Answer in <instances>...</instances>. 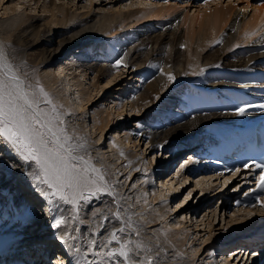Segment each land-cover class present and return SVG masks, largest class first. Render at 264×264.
I'll use <instances>...</instances> for the list:
<instances>
[{
  "label": "bare ground",
  "instance_id": "6f19581e",
  "mask_svg": "<svg viewBox=\"0 0 264 264\" xmlns=\"http://www.w3.org/2000/svg\"><path fill=\"white\" fill-rule=\"evenodd\" d=\"M26 1L28 4L26 7H29L30 10L36 8L37 6L41 7L42 12H45V16L43 18L44 21H46V24H44L42 28H37L36 21L34 20L36 17L29 16V13H26V17L19 22L17 27L15 26V30L10 34V36L6 40L7 42H5L3 45V43L0 41V53L3 54V58L0 59V65L6 66L0 68V76H3L5 73H7L8 76H11L13 74L18 76L21 82V86L26 91H28L30 95L35 96L34 87H36V84H31L27 80H25L24 77L18 73L14 64L16 63V61L22 59L23 56H25L28 61L31 62V64L35 60H37L36 62L38 65L49 62V60L51 63L52 59L56 57L53 55L52 50H47L46 48L44 50V47L40 49L38 48L41 45L40 43H48L47 40L52 36L55 37L54 40L56 41V36L60 35V30L66 27L67 14H65L66 11L64 5H60L58 4V2L56 3L55 0L53 4L48 3V1L50 0ZM65 1L67 2L73 0ZM21 2L22 1L20 0H14L12 5L9 6V10L6 7L7 5L5 6L3 14L4 18H6L4 22L0 20V30L2 29V27H7V24L13 25L15 23V16L18 14L20 15L18 8ZM153 2H151L150 7H141V9H136L134 11L135 13L133 12V14L127 13L126 17L128 18L132 15L136 16L135 22L150 19L156 20L162 17L164 18L165 16H167V14L170 13V10L178 7L181 1L160 2L153 0ZM182 5L185 6L184 4ZM195 5L197 6L193 10V14H189V11L185 9L187 11L186 16L184 15L186 18L184 17V20H182V25L187 28L188 37L185 40L187 45L185 47L187 48V53H184L179 48L180 46L177 44L178 42H175V44L172 45L171 40L177 38L180 39V33L178 31V27L174 26L173 30H171V27H173L171 26V23L165 26V24L169 21H166L165 24L163 22L162 26H164V28L161 31L152 34L150 31L153 29L155 24L153 25L150 23L151 25L149 24L142 26L147 27L148 30H142L141 32H139V34H136V36H134L136 38L128 40V42L137 40V43L136 45L130 47L131 53L128 54L129 56L127 57L126 55V57H124V67L126 65L132 66V62L136 61L137 59L138 61H143L141 63L138 62L139 65H147V63L149 64L148 58L151 59L152 56L150 55H153L155 61L152 62H157L156 65L158 66L162 65L161 71L158 74H154L155 71L152 69H155L154 67H156V65H152L151 67H149V70L144 69L146 71L135 68V75H140L145 72L147 73L148 71L151 72L152 70L151 76L148 78V80L140 81L137 87H134L132 85V80H130L128 85L122 88V92L119 94V96H117L118 98L114 100L112 99L111 101H113L112 103L114 105V111H116L118 115L116 116V121L118 118H122L124 115L125 111H123V106L127 105L130 107L129 109L131 111L134 110L136 112L138 111L139 105H141L142 108L144 106L149 107L150 105H152V101L154 102V105H156L154 110L151 112L150 116L147 117L145 124L140 127L141 130H139L138 133H135L137 134V136L142 133L144 138L147 139V142H150L151 145H153V148L156 145H165L167 147L169 144L175 142L174 140V142L170 140L173 138L178 139V141L186 138L188 140V146L184 147V145L180 144L181 148L175 149V154H179L182 148H184L183 151H185V149L197 150L198 148H201L205 143H207V141L213 140L211 137H208L206 141L203 142V140H201V135H194V125L196 127L198 126L195 131H198L199 128H203L204 126L202 125L204 124L211 127L209 131L216 132L217 136L222 135L223 140H213L212 142H208V145L205 149L198 150V152L194 150L193 153H190V159H186L185 156L184 162H186L182 166H180L179 169H177L178 171L176 174L171 175L167 179L168 183H170V185L174 189L173 191H166L164 190V188L159 187L158 185L153 186V181H148L149 176L147 177L144 174L141 175L138 179L140 180L143 178L141 183L144 182L143 185L146 186V189L141 192L142 198L135 202L131 201V206L126 205V207H124L123 204H126V202H122L120 196L123 195L125 187L118 180V173L114 172L112 168L109 167L107 159L103 156L104 152H109L112 150L113 154L116 155V158H118V160L121 161L124 167L127 168V171H125V173L134 172V175L140 173L138 170L139 167L141 168L140 164H143L145 169L149 167L151 169L153 167V161L150 160L148 162V160H146L144 162H140V155L138 159L134 157L136 151L132 156V153H130L131 149L127 146V144H122L121 141L119 142L118 137L120 136V138H124L123 141H130L129 144H131L132 142L133 146H137L134 145L135 143L131 136L133 134L132 129L126 128L123 134H121V132H123L122 129L121 131H118L117 134H110L108 139V148H106L105 150H101L103 152V155L101 157L102 161L97 155H91L92 153L89 151L90 145H88V143H84L82 139L78 140L77 136L73 132L66 129V134L72 137L71 142L73 144L82 145V147L77 148L76 152L74 153L83 157V161L78 162L80 166L89 168L94 167L95 169H98L99 174L103 175L104 181L107 182L108 192L111 191L112 193L109 192L111 196L109 195L107 197L100 198L101 200L103 199L104 201H107L108 205H104L105 202L102 204L101 201H99L100 199L97 197L102 192L97 193V195L90 196H96L99 199L98 209L100 210V212H92L88 211V209L85 211L83 210V212L80 210L77 212V215L79 214V218L80 216H88V219L86 220V226L83 228L81 227V229L76 231L78 239H81V245L77 248L78 253H76L75 256H71V258L61 256H57V258L54 257V260L56 261L55 264H62V262L59 261L60 259L64 260L66 264L77 263L78 259H81V261H83V256L87 252L85 248L92 249V252L96 253V255L97 253H99L100 257L102 255L103 262L105 264L106 262H109L111 264H141V262L142 264H148L149 258H152L153 264H159L164 259L170 260V264L190 263V259L187 258L185 260L182 254L179 253V251H184L186 248L183 244L185 243L186 238H176L174 235H172V228L168 227L169 230L167 229V231L169 234L167 235V237H163L160 235V237L156 238L157 240L154 239L153 242L150 241L148 236L144 235L147 231V229L145 228H140V231L137 233V235L134 234L136 227L138 228L141 226H146L149 228L155 224L158 217L157 214L155 215L153 212H151L152 210L150 211V203L152 200L149 201V196L151 195V197L155 199L154 202H157L158 200V202L161 204L160 206L163 208V206H168L170 204L168 200L171 198L170 196L173 195L175 191H179L180 187L176 186V182H178L180 176L186 175V179H188L190 177H188L187 174L190 172L193 173V171L198 170L199 167H203L204 171L208 170L211 167H213V169L227 168L228 165H230L231 161H233V159H238L236 158V156H225V154H223L224 152L222 151V149L231 148L233 143L231 142L232 139L230 136H225L223 132L220 133V129H223V125H227L231 128L233 134V130H235L236 127L244 125L246 121L250 119H256L257 117L264 115V109L256 107L258 105H264V69L260 68L259 66L261 63H264V2L256 3L254 0H229V2H224L222 0H208ZM251 10L252 12L251 14H249ZM89 12L90 10L85 11L81 15H83V17L85 18L91 17V14ZM83 17L79 18V20L76 23H73V25L81 22L80 20ZM123 18H125V14L122 15L121 21L123 20ZM116 19L114 15L108 14L107 12L101 24V26H103L102 28H104L103 30H105L103 33H93L87 31L88 33L76 34L68 37L67 39L61 38L58 41L59 44L63 46L62 50H65L66 46L73 43H78V45L81 46L85 43V40H87V42H91V45H93L90 48H87L89 50H86L83 53L82 51H84V49H79L77 51V53L79 52V56L77 57H70L64 62L59 61L57 64V71L55 72L56 75L52 72L49 73L47 69H44L43 71H41L42 73H40L42 74L40 75V77H43V82L45 83V85L50 88L51 92L53 91L54 93H56V98L63 101V104L65 103L66 106H69L71 108V105L69 104V102H67L66 92L68 90L63 92L64 90L62 91L61 87H59L60 81L57 79V76L62 74L64 69H72L71 72L74 73L72 77V79L74 78L73 82L69 83V81H66V83H69L68 87L74 90V92L78 90L77 100L79 108L91 104L92 89L90 91V89L85 86L84 81H82L80 78H76V69L80 68L82 72L81 75H84L85 77H87L88 74H92V78L89 81L92 88H98L99 81L97 80L99 78V75H104L106 77H108V75L112 76L111 79L109 78L110 80H108L106 85H104L105 87L99 89V97L102 96L100 93H102L103 90L108 89L112 82L117 83L116 80L121 79L122 76H124V67L119 70L115 66L116 64L114 63V60H116L118 50L122 49L124 46L127 47V45H124L123 42L119 43V49L115 50L114 53L111 54L109 51L106 52L103 43L99 42V38L101 36H112L113 38L117 39V34L112 33L114 31V28L117 26H114L116 23ZM125 25L130 26L127 28H131L132 26L131 22H128ZM156 27H158V25H156ZM52 31L53 33H51ZM136 31L139 30L136 29L132 30L131 32L135 34ZM116 32H119V30H116ZM82 39H84L83 42ZM79 40H81V42H79ZM168 40L171 42L172 46L170 50L165 52L164 54L161 44L169 42ZM211 43L212 49L210 53L207 54L211 55L209 57L207 55H203L200 60V54H198L199 51L201 49H205ZM215 44H218L216 48L214 47ZM241 45H250L249 47L254 46V48L258 46L259 50L258 52L253 51L252 53H247L241 50ZM93 48H95V51L91 56L89 52L92 51ZM27 49H32L33 51L31 53L26 52V54L25 51ZM63 52L64 51H62V53ZM180 52L184 53L185 57H181L182 54ZM101 53L104 54L102 55L104 56L102 58ZM183 61L185 62V64H183ZM224 67L230 68L231 70L225 69ZM254 69H257L258 72L254 73ZM25 72H27V74L31 75L32 77L34 76L37 78L39 76L36 71L32 70L31 68L29 70L27 68ZM118 72L119 74H116ZM207 72L213 73L214 77L219 78H215L211 81H205L204 75ZM170 76H174L175 79H170ZM230 79H232V81H230ZM135 80L137 79L135 78ZM40 81L42 80L40 79ZM232 90L236 91L233 92L231 98L230 93ZM166 91L167 93L160 97L161 93ZM206 92H209L210 104H203L202 98L205 97V95L203 96V94H207ZM218 96H222L224 98L225 96L227 97L225 98V100H222ZM242 104H250L254 107L248 109V111H246L243 115L237 114L235 109ZM140 109L141 108H139V110ZM104 110L105 109H102V106L94 108V110L88 107L87 110L88 114H91V117H93L94 119L92 126L95 128V130H100L99 132L101 134L104 133L105 129L109 127L111 119L109 115L110 111L104 114ZM207 130L208 129H206V131ZM217 143H219V145H217ZM5 146V144L0 143V147H2V149L4 150L8 148ZM207 147H210V153H208V151H205ZM11 154L15 159L21 161L22 166L24 165L25 170H16L13 168H9L7 163L8 161H0V198H2V200L0 199L1 239L4 238L6 234H10L14 239H21L24 237L23 233L25 231V226H27L29 220H32L37 216V213L34 204L29 203L25 198H21V194L28 191L31 192L30 194H34L36 198L39 197L41 199V196H38V192L39 194L40 192L42 193V191L40 190V188H42V185H40L30 175H28V173L35 172L37 170L35 164L32 162L31 166H29V163L19 159L18 155L14 151L11 150ZM216 158H221L222 162H214ZM253 166L251 167V170H254ZM243 167H245V165H243L242 168ZM203 169L201 170L203 171ZM156 172L161 173V169H156ZM150 173L152 174V176H154L155 172L153 170L150 171ZM253 173H256V171H254ZM89 174L92 178H96V176L98 175L95 172H90ZM235 174V177H239L237 173ZM238 174H240V172ZM128 175H130V173ZM222 176L225 178L223 182H225L227 179H229L228 177H230V175L226 176L225 170ZM218 177L220 176L215 174L213 179H216ZM258 178L259 176H257L256 181L258 180ZM20 181L23 184L22 187L25 188V190H21V188L18 187L17 183ZM198 181L199 183L207 181L208 185H202V190L209 188L210 185L211 188L209 193L215 189V185H212V181L210 180V178L199 179ZM161 183H163L162 180ZM111 184L113 185L112 187ZM16 186L21 192H17V190H15ZM147 189L148 191L150 190L149 193H147ZM85 195L89 194L85 193ZM45 197L47 198V196ZM249 198H251L250 194L246 195L243 199H241V201L247 200ZM53 199H55L57 201V204L60 205L63 202L57 197H53ZM261 199L264 200V196H261ZM36 202L39 203L40 200L37 198ZM43 202L44 201L42 200L41 204L45 205V203ZM78 202L77 204H79ZM74 205L75 203H73V206ZM254 205H249L248 207H250V209H254ZM177 206L180 207V204L177 203ZM141 208L143 210L139 211L138 209ZM74 212L76 213V211ZM52 213L53 211H51V213H49L48 215H45V218L48 220L38 223L39 225H35L36 229L32 233L27 232V236H25L26 241L30 239L31 242L33 241V243H40V241L43 242L47 238H50V240L52 241L53 237H49V235H52V232L59 235L57 243L60 242V237H64V240H66L67 238L68 240L70 232L69 229L66 228L65 223H63L59 228H54L51 226L54 223L52 221ZM165 213L166 211L161 212V214L163 215H165ZM95 214H97L98 217H95ZM56 216L60 217L62 216V213H58V215L56 213ZM70 218H73L74 221L79 220H75V217L73 216H71ZM258 219H256V224L252 225V228L244 230V232H239L244 233V236L248 237L252 234L257 233L258 231L264 232V222H262L264 220ZM174 221L175 219L172 222L169 221L170 223L167 224H171L174 227L180 225V223L182 222L181 220H176V222ZM125 223H130V225H135V227H133L132 230L125 228ZM43 224L44 228L50 227L48 229L49 231L45 229L40 231L43 227ZM87 225L89 226V229H87ZM120 229H123V231H119ZM114 232L118 237L117 240H112L111 238ZM128 237L130 238V242H127ZM93 241L95 242L94 244L92 243ZM252 241L256 244L260 242L256 239ZM122 244H125L127 248L132 249L135 253L130 261L125 262L124 258L120 257L119 255H117L116 257H108L105 255L106 252L115 250ZM150 244H153V247L155 248L154 250H152ZM55 247H57L55 244L52 247L41 245L37 246L35 250H39V253L38 251L34 252V259L38 260V258H42L40 264L47 262L45 261L46 255H41V251L43 250V248H45L46 252L45 249L43 252L45 254L47 253L48 255V252H50V250L54 251ZM247 247L248 248H246V251H248L250 248L249 246ZM61 249L63 252H65L64 248L60 247V250ZM207 251L208 256H211V254L213 253L211 250V246L207 248ZM242 251L243 249H240L236 253H242ZM244 252L245 250L243 251V253ZM169 253L171 254L170 256ZM253 253L256 254V256H254V259L252 257V260L258 262L260 258V256H258L259 252L256 253V251H254ZM93 257L95 258V254H93ZM225 260L228 262L229 259ZM46 264H48V262ZM210 264H216V262H211Z\"/></svg>",
  "mask_w": 264,
  "mask_h": 264
},
{
  "label": "rangeland",
  "instance_id": "374dc122",
  "mask_svg": "<svg viewBox=\"0 0 264 264\" xmlns=\"http://www.w3.org/2000/svg\"><path fill=\"white\" fill-rule=\"evenodd\" d=\"M20 1H22L18 8L20 15L18 14L15 16V23L13 25L7 24V27H4V28L2 27V29L0 30V41L3 43V45L5 42H7L6 40L8 39L10 34L14 32L15 26L17 27L19 22L22 21L26 17L25 16L26 13H29V16L36 17L34 20L36 21L37 28H42L44 24H46V21H44V18H43L45 16V12H42L41 7L37 6L36 8H33L30 10L29 7L28 8L26 7L28 5L26 0H20ZM55 1L56 3L58 2V4L60 5L63 4L65 7V11H66L65 14H67L66 27L60 30V35L56 36V41L54 40L55 38L54 36H52L51 38L48 37L49 38L47 40L48 43H44V42L40 43L41 45L39 46L38 49L44 47V50L45 48L47 50H52L53 55L56 57L54 59L51 58L52 59L51 63L49 60V62H45L44 64L38 65L36 62L37 60L33 61V63L31 64V62H29L28 59L25 56H23L22 59L16 61V63L14 64L16 70L29 83L36 84L35 86L37 88L34 87V85L33 87L35 90L36 99L39 101V107L44 112H47L50 115H52L53 114L52 107L53 105L56 106V114H58L59 121L62 122V126L68 131L73 132L77 136L78 140L82 139L84 143H88V145H90L89 151L92 153L91 154L92 156L97 155L101 159L103 155L102 154L103 152L101 150H105L106 148H108V145H109L108 139L111 133L117 134V132L121 131L122 129L123 132H121V134H123L126 128L132 129L133 134L131 136L135 143L134 145H137V146H133L132 142L131 144H129L130 141L128 142L123 141L124 138L123 137L120 138V136L118 137L119 142L121 141L122 144H127V146L131 149L130 153H132V156L134 152L136 151V154L134 157L138 159L140 155V159H139L140 162H144L146 160H148V162L150 160L153 161V167L151 169L150 167L145 169L144 165L140 164L141 168L140 167L138 168L140 173L136 175H134L135 174L134 172L125 173V171H127V168H125L124 165L121 163V161H119L118 158H116V155L113 154L112 150L109 152L108 151L104 152V156H103L107 159V163L109 164V167L112 168L114 172L118 173L117 174L118 180L125 187L123 191V195L120 196L122 199V202H126V204H123L124 207H126V205H130L131 201L135 202L142 198L141 192L144 191V189H146V186L143 185L144 182L141 183L143 178L140 180L138 178L143 174L146 175L147 177L149 176L148 181L149 180L153 181V184H154L153 186L158 185L159 187L164 188V190L166 191L167 190L173 191L174 189L172 188L170 183H168L167 179L171 175L177 173L178 171L177 169H179L180 166H182L186 162V161L184 162L185 156H186V159L187 158L190 159L189 154L194 151L193 149L191 150L185 149V151H183L184 148H182L179 154H175L176 153L175 149L181 148L180 147L181 145H184V147L185 146L187 147L188 140L184 138L183 140L178 141V139L173 138L170 140L172 141L174 140L175 142L173 141L174 143L169 144L167 147L165 145L163 146L156 145L153 148V145H151L150 142H147V139L144 138L142 133H140L139 136H137V134L135 133H138V131L141 130L140 127L145 124L147 117H149L151 112L154 110L156 106L154 105V102L152 101L151 103L152 105H150L149 107L144 106L142 108L141 105H139V108L141 109L139 110L138 108V111L136 112L134 110L131 111L129 109L130 107L127 105L123 106V111H125L124 115L122 118H118L117 119L118 122H117L116 116L118 115H117V112L114 111V105L112 103L113 101L111 100L118 98L117 96H119V94L122 92V88L127 86L130 80H132L133 82L132 85L134 87H137L140 81L148 80V78L151 76L152 70L155 71L154 74H158L161 71L162 65H159L160 66L159 67L158 65H156L157 62L153 63L152 61H155V59L153 58L154 56L150 54L149 55L152 57L151 59L148 58L149 64L147 63V65H139V63L143 61L142 60L138 61L137 59L136 61L132 62V66L126 65L124 67L123 65L124 57H126V55L127 57L129 56L128 54L131 53L130 47H132L133 45H136L137 43V40L131 41V42H128V40L136 38L134 36H136V34H139V32H141L142 30H148L147 27H142V26L149 25L150 23L153 25L155 24L153 29L150 31L152 34V33H157L161 31L164 28V26H162L163 22L165 24L166 21H169L165 24V26L171 23L172 24L171 26H173L171 27V30H173L175 26V27H178V31L180 33V37H179L180 39L177 38V39L171 40L172 45L175 44V42L176 43L178 42L177 44L180 46L179 48L184 53H187L186 51L187 48H185L187 46L185 40L188 37L187 28L182 25V20H184L183 18L186 16V12H187L186 10L189 11V14H193V10L197 6L195 4H199L200 2L192 1L191 3V0H188V1L183 0L180 2V4L178 3L179 4L178 7H175L174 9L170 10L169 11L170 13L167 14V16H165L164 18L162 17L156 20L150 19V20H142L139 22H135L136 16L132 15L127 18L126 14L127 13L133 14V12L136 9H141V7L142 8L150 7L151 2H153V0H73V1H67V2L65 0H55ZM55 1L50 0L48 1V3L53 4V2ZM156 1L166 2V1H175V0H162V1L156 0ZM222 1L229 2V0L227 1L222 0ZM13 2L14 0H1L0 1V20L2 22H4L6 18V17L4 18V14H3L5 6L7 5L6 7L9 10L10 8L9 6H11ZM186 3H189V4H186ZM182 4H184L185 6H183ZM89 10H90L89 13L91 14V17L85 18L83 17V15H81L83 12L89 11ZM107 12L108 14L114 15L115 19L117 18L116 23L114 25V26L116 25L117 26L114 28V31L112 32L113 34L114 33L117 34L116 35L117 39L113 38L112 36H109V37L101 36L99 38V42H102L104 45L105 51L106 52L109 51L111 54L114 53L115 50L119 49L120 47L119 43L123 42L124 45H127V47L124 46L122 49L118 50L117 52L118 55L116 56V60H114V63L116 64L114 65L119 70H121L122 67H124V70H123L124 76H122V78L119 77L121 79H117L116 80L117 83L112 82L110 84V87H108V89H105L103 90L102 93H100L102 96L99 97L98 96L99 89H102L103 87H105L104 85H106V83L108 82V80L112 78V76L108 74H107L108 77L104 75H99V78L97 80L99 81L98 88H92V86L89 83V81L92 78V74H88L87 77H85L84 75H81L82 72L80 68L76 69L75 70V72L77 73L76 78L77 79L80 78L82 81H84L85 86L89 88L90 91L92 89L91 104H88L85 107L79 108L78 100H77L78 90L74 92V90L68 87V84L73 82L74 78L72 79V77L74 73L71 72L72 69H67V70L64 69L63 73L57 76V79L60 81L59 87H61V90L62 91L64 90L63 92L67 90L69 91V92L67 91L66 93H67V102H69V104L71 105V108H70L69 106H66L65 103L63 104V101L58 100V98H56V93H54L53 91L51 92L50 88L45 85V83L43 82V77L42 78L40 77V75H42L40 73H42L41 71H43L44 69L45 70L47 69L49 73L52 72L55 74V72L57 71V64L59 61L64 62L66 61V59L70 57L79 56V52L77 53L79 49H84L82 53L85 52L86 50H89L87 48H90L93 45H91L92 44L91 42H87V40L84 41V39H82V42L83 41L85 42L83 45L79 46L78 43L77 44L73 43L71 45L66 46L65 50H62L63 46L59 44L58 41L61 38L67 39L68 37L76 35V34H83V33H88V32L103 33L105 30H103L104 28H102L103 26H101V24ZM251 12L252 10L250 11L249 14H251ZM124 14H125V18H123V20L121 21V17ZM81 17H83L80 20L81 22H78L77 24L73 25V23H76ZM128 22H131L132 24L131 28H127L130 26L125 25ZM156 25H158V27H156ZM136 29H138L139 31H136L135 34L131 32L132 30H136ZM116 30H119V32H116ZM53 31L51 33H53ZM79 42H81V40H79ZM171 42L169 41V42H165V44L164 43L161 44L162 51L164 52V54L165 52L170 50L172 46ZM216 46H218V44L214 45L215 48ZM249 46L241 45L240 48H242L241 49L242 51H245L247 53H252L253 51L258 52L259 50L258 46H256L255 48L254 46L252 47H249ZM211 49H212V43L209 44V46L206 47L205 49H201L198 53L200 54V60L203 57V55H207L208 53H210ZM32 51H33L32 49H27L25 53L26 52L31 53ZM62 51L64 52L62 53ZM94 51H95V48H93V50L90 51L89 54L92 56ZM184 53H181L182 54L181 57H185ZM102 55L104 54L101 53V58L104 57ZM210 55L211 54L207 56L209 57ZM120 60H121V63L117 65L116 62ZM184 61H183V64H185ZM134 63H135V66H134ZM261 64H264V63H261ZM261 64L259 66L263 67ZM152 65L153 66L156 65V67L157 66L158 67L157 68L154 67L155 69H152L153 67L150 68L152 69L151 72L148 71L147 73L145 72L140 75L138 74L135 75L136 74L135 68L139 70H144V69L149 70V67H151ZM29 67L32 70H35L36 73L39 75L37 78L34 76L32 77L31 75H28L27 72H25L27 68L28 70L30 69ZM224 68L230 69L226 67ZM116 74H119V72ZM39 78L42 81H40ZM135 78L137 80H135ZM204 78H205V81H208V80L211 81L219 77H214L213 73L207 72L204 75ZM66 81H69V83H66ZM41 88H43L44 92L48 93L47 97H45L43 92L40 91ZM235 91L234 90L231 91L232 93V94L230 93L231 98H232L233 92ZM166 93L167 91L162 92L160 97H162V95ZM206 93L207 94L205 93L203 94V96L205 95V97L202 98L203 104H210L209 92H206ZM218 97L222 100H225L227 96H225V98L222 96H218ZM48 100H51V104L48 103ZM100 106H102V109H105L104 114L110 111L109 115L111 118L109 127H108L109 130L108 128L105 129L104 133L102 134L99 132L100 130L98 129L95 130V128L92 126L94 119L93 117H91V114H88V111H87L88 107L94 110V108H97ZM196 128H198V126L196 127L194 125V132ZM198 131L201 132V128H199ZM222 132H223V129H220V133ZM0 143L5 144L6 145L5 147H8L6 150L0 147V161L4 160L6 162L8 161V162L14 163L16 165V168H15L16 170H23V169L25 170L24 165L22 166L21 161L15 159L12 156L11 146L8 145L7 142L4 141L2 138H0ZM217 145H219V143H217ZM217 161H220V160H217ZM242 165L244 164H238L237 161H234L231 166L229 165L228 168H225L227 170L229 169L228 171H225L226 176L230 175V177H228L229 179H227L225 182H223L225 178L222 176L224 174L223 169L202 171L201 168H199L197 171H193V173L192 172L188 173L187 175L188 177H190L188 179H186V175L180 176L178 182H176L177 184L176 186L180 187L179 191L177 192L175 191V193L170 196L171 198L168 199L170 204L168 206H163V208L160 206L161 204L158 202V200L157 202L156 201L154 202L155 199H153L150 195L149 201L152 200L150 203V206H151L150 211L152 210L151 212H153L155 215L156 214L158 215L156 222L153 226L149 228L146 226H141L138 228L136 227L134 234L137 235V233L140 231V228H143V229L145 228L147 229V231L144 235L148 236L150 241L153 242V240L154 239L157 240L156 238H159L160 235L163 237L164 236L167 237V235L169 234L167 231L168 227L172 228L173 229L172 235H174L176 238H179V239L186 238L185 239L186 241L184 240L185 243H183L186 248L184 251H179V253L182 254L185 260L187 258L190 259L189 264H210L211 262H216V264H264V254H263L264 237L260 238L261 235H264V232L258 231L257 233L252 234L249 237L244 236V233H241V232H244V230H248L252 228V225L256 224L257 222L256 219L259 218V219L264 220V204H260V201L257 200L258 196L260 198L261 196L262 197L264 196V189H260V191H258V193L255 194V197L250 202L246 200L244 202L240 201L246 196L245 193L250 191L247 188L254 189L256 187L255 181H253L252 179V174L249 176V174L253 172H250L251 170L247 168H244L243 170H241ZM158 168L161 169V173L156 172V169L158 170ZM153 170L155 172L154 176H152V174L150 173V171H153ZM239 172L240 174H238ZM129 173L130 175H128ZM235 173H237L239 177H235L236 175ZM259 173L258 175L257 174H254V175L259 176ZM215 174H217L220 177L213 179ZM202 177L210 178V180L212 181V185H215L214 187L215 189L214 190L212 189L213 191L211 190L212 192L209 193L210 188H211L210 184H209L210 185L209 188L205 190L201 189L202 185L204 184L208 185L207 181H203V183H199L198 181L199 179H205ZM161 180L163 181V183H161ZM252 181L254 182V184L253 186H250ZM17 185L18 187L21 188V190H25V188L22 187L23 184L21 183V181L18 182ZM112 186L113 185L111 184V187ZM18 187L16 186L15 190H17V192H21L20 190H18ZM45 188L46 186L42 185V188H40L42 193L40 192L39 194L38 192V196H41V199L37 197L40 200L39 203L36 202L37 200L36 196L34 194H30L31 192L27 191L28 193L26 192V193L21 194L22 196L21 198H25L26 201L34 204L35 210L37 213V216L33 218L32 220H29L27 226H25L23 238L27 236V232L32 233L36 229L35 225H39L38 223L48 220L45 218V215H48L49 213H51V211H53L54 213H57V215L58 213L59 214L62 213V216L64 217V220H65V226L67 229H69V232H70L68 240L67 238L66 240H64V242L67 244V247L64 250L65 252H63L62 249L60 250V247L57 246L55 247L54 251L50 250L49 258L47 257V255L45 257L46 259L44 258L48 262V264L49 263L55 264L56 261L54 260L55 259L54 257L57 258V256L58 257L61 256V257L71 258V256H75L76 253H78L77 248L78 246L81 245V239H78L76 231L81 229V227L83 228L86 226L87 224L86 220L88 219V216H83V217L80 216L79 218L78 217L79 214L77 215V212L79 210L83 212V210L85 211L87 209L88 211H92V212H96V211L100 212V210L98 209L99 208L98 200L101 197L104 198V197L109 196L110 193L112 192L111 191H109L110 193L108 191L102 192L100 195L97 196L99 199L96 196H92L88 200H79L78 202L79 204L75 203V205L73 206V203L69 204L65 201H63L61 205L57 204V201L53 199V197L51 196L49 197L47 196V198L49 199L48 200L43 195V191L45 190ZM149 191L147 189V193H149ZM248 194H251V193H247V195ZM117 198H118V195H117ZM0 199L2 200V198ZM51 199L53 200V202ZM42 200L44 201L43 203H45V205L41 204ZM99 201H101L102 204L105 202L104 205H108V202L104 201L103 199L102 200L100 199ZM235 202H238V203H235ZM177 203L180 204V207L177 206ZM249 205L250 206L254 205L255 208L250 209V207H248ZM143 209L141 208L138 210L141 211ZM74 211H76V213ZM163 211L164 212L166 211L165 215L161 214V212ZM71 216L75 217V220L79 219L82 222L79 220L74 221L73 218L72 219L70 218ZM95 217H98L97 214H95ZM174 219H175L174 222H176V220H181L182 222L180 223V225L174 226V227L171 224L169 225L167 224V223H170L169 221L172 222ZM124 222H125V219H124ZM88 227L89 226L87 225V229H89ZM124 227L132 230V228L135 227V225H130V223L129 224L125 223ZM49 228L50 227L44 228V224H43V227L40 231H42L43 229L48 230ZM255 238H260L259 239L260 242L258 244L252 241ZM49 240L50 238H47L43 242L40 241V243L36 242L35 244L39 246L41 245V246H48V247H52L54 244H57L55 238L52 241L51 240L49 241ZM44 242H45V245H43ZM127 242H130L129 237L127 238ZM210 246H211V250L213 253L211 254V256L210 255L208 256L207 248ZM247 246L250 247L248 251H246V248H248ZM150 247L152 248V250L155 249L153 247V244H150ZM240 249H243V251L245 250V252L243 253L242 251V253H236ZM85 250H87V252L83 256V261H81V259H78L77 260L78 264H105L103 262L102 255L101 257L100 255H96V253L92 252V249L85 248ZM254 251H256V253L259 252L258 256H260V258L258 262L252 260V257L254 259V256H256V254L253 253ZM93 254H95V258L93 257ZM187 254L189 257L187 256ZM170 255L171 254L169 253V256ZM225 259H229L228 262ZM59 261L62 262V264H66L65 261L62 259H60ZM169 261L170 260L168 259H164L161 261V263L170 264ZM107 263L111 264L109 262H106V264Z\"/></svg>",
  "mask_w": 264,
  "mask_h": 264
},
{
  "label": "snow or ice",
  "instance_id": "6c2138e0",
  "mask_svg": "<svg viewBox=\"0 0 264 264\" xmlns=\"http://www.w3.org/2000/svg\"><path fill=\"white\" fill-rule=\"evenodd\" d=\"M2 58L3 54L0 53V59ZM120 63L121 61H117V64ZM2 67L6 66L0 65V68ZM170 79L174 80L175 77L170 76ZM40 91L45 97L48 96L43 88ZM48 103L51 104V100H48ZM251 107L254 106L242 104L235 111L243 115ZM256 107L264 109V105ZM52 113L50 115L39 107V101L21 86L18 76L14 74L8 76L7 73L0 76V138L11 146V150L19 159L29 163V166L34 162L37 170L28 175L40 185L46 186L43 195L57 197L68 203H77L81 199L88 200L91 195L108 191L107 182L104 181L103 175L99 174L98 169L81 167L78 163L83 161V157L74 153L82 145L71 142L72 137L66 134L54 105ZM7 163L9 168H16L14 163ZM253 165L261 169L256 188L264 189V163L252 161L250 164H245V167L250 168ZM90 172L98 175L92 178ZM257 200L264 204V200L259 196ZM53 219L54 223L51 226L54 228H59L65 223L63 216ZM111 238L118 239L115 232ZM60 239L64 240V237ZM105 255L108 257L119 255L128 262L135 253L122 244L119 248L106 252ZM148 264H153L152 258L148 259Z\"/></svg>",
  "mask_w": 264,
  "mask_h": 264
}]
</instances>
